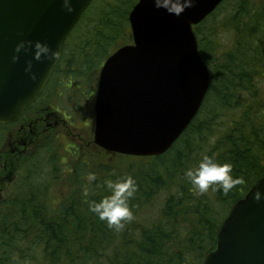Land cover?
Segmentation results:
<instances>
[{
  "label": "trees",
  "instance_id": "16d2710c",
  "mask_svg": "<svg viewBox=\"0 0 264 264\" xmlns=\"http://www.w3.org/2000/svg\"><path fill=\"white\" fill-rule=\"evenodd\" d=\"M136 1H91L63 44L46 94L64 83L90 87L93 68L98 71L111 52L131 42L128 14ZM194 32L210 83L197 115L171 148L95 163L82 150L63 152L53 135L32 143L15 159L0 205V264H200L216 247L232 204L264 173V0H224ZM75 89H53L49 100L61 104L69 94L78 106ZM204 153L231 163L234 177L244 182L227 196L211 188L197 194L183 174ZM89 172L97 177L91 184ZM125 175L138 184L130 201L135 219L116 232L88 211L86 200L108 194L105 179Z\"/></svg>",
  "mask_w": 264,
  "mask_h": 264
},
{
  "label": "water",
  "instance_id": "95a60500",
  "mask_svg": "<svg viewBox=\"0 0 264 264\" xmlns=\"http://www.w3.org/2000/svg\"><path fill=\"white\" fill-rule=\"evenodd\" d=\"M92 0H74L68 13L62 0H0V124L17 121L41 94L63 43ZM224 0H196L180 16L137 0L128 14L132 42L109 54L98 73L93 143L129 156L161 155L197 115L210 83L194 26ZM21 40L46 42L59 58L35 60L32 48L11 60ZM32 61L33 81L24 71ZM264 173L236 200L221 223L216 247L201 264H264Z\"/></svg>",
  "mask_w": 264,
  "mask_h": 264
},
{
  "label": "clouds",
  "instance_id": "9594fccd",
  "mask_svg": "<svg viewBox=\"0 0 264 264\" xmlns=\"http://www.w3.org/2000/svg\"><path fill=\"white\" fill-rule=\"evenodd\" d=\"M196 0H154L156 8H163L169 14L180 16L186 9L195 6ZM62 7L68 13L75 11L74 0H62ZM34 48V59H47L52 61L59 58V51L52 49L46 42L36 40H21L16 44L14 54L11 57L13 63L20 60V53L27 52ZM31 60L26 62L24 71L30 79L36 81L38 74L32 71ZM184 178L191 184L192 190L199 195L206 194L211 188L213 191H220L227 196L238 184L244 181L242 178L234 177L233 165L229 162H221L216 159L215 154L201 155L198 163L184 171ZM89 184L97 180L96 174L89 172L86 177ZM104 186L108 194L99 200H86L88 211L96 216L100 221L105 222L109 229L121 232L126 224L134 219V213L130 206V201L138 191V184L131 175H125L116 180L105 179ZM84 196H88L87 190ZM253 200L259 204L264 202V191L257 189L253 195Z\"/></svg>",
  "mask_w": 264,
  "mask_h": 264
},
{
  "label": "rangeland",
  "instance_id": "374dc122",
  "mask_svg": "<svg viewBox=\"0 0 264 264\" xmlns=\"http://www.w3.org/2000/svg\"><path fill=\"white\" fill-rule=\"evenodd\" d=\"M98 67H94L92 70V73L90 74V87L88 85H76L74 83H70L71 86L79 87L80 89H75L73 93L76 95H79V105H76V102L73 101V97H70V95H64L60 99L61 104H59V109L63 112H67L71 116V120L74 123V125L77 127L72 128L70 127L69 130L74 132V134L78 135L80 137L79 139L72 140V136L69 135V137L63 136L62 139H59V142L64 146L62 151L65 153H70L66 147L70 148V144L72 143L77 149L84 151V154L90 158V155H94L95 163H103L105 160H108L109 162L111 159L116 158L120 159L117 156L118 154H112L105 153L103 150L97 148L92 140H93V130H94V112H93V103H94V95H95V74L97 77ZM97 72V73H96ZM69 86V84H63V88H72ZM71 90H68L70 92ZM76 105V106H75ZM68 107L71 108V112L66 109ZM10 129L4 132L2 135H0V205L5 200V197L7 198L8 193V183L10 180L14 178L15 170H16V163L15 159L21 158L23 154L20 155H12L11 153V147L9 145L10 143ZM72 137V138H71ZM76 143V144H75ZM9 154L10 159L12 160H6L5 155ZM131 157V156H130ZM92 159V158H91ZM122 162H126L129 159L126 157H121ZM107 161V162H108ZM67 163V162H66ZM55 164L58 165V161H55ZM61 165V164H60ZM62 190H66V186L62 183L61 187Z\"/></svg>",
  "mask_w": 264,
  "mask_h": 264
},
{
  "label": "flooded vegetation",
  "instance_id": "af4514ba",
  "mask_svg": "<svg viewBox=\"0 0 264 264\" xmlns=\"http://www.w3.org/2000/svg\"><path fill=\"white\" fill-rule=\"evenodd\" d=\"M55 88L59 91L62 90V87L60 89L57 85L53 88L54 91H56ZM45 89L40 97L25 110L19 120L8 125H0L6 127L3 133L10 129L9 145L14 156L25 154L30 150L29 147L32 143L37 144L42 138H48L52 135L58 139L71 135L73 137H71V141L75 142L74 139L76 138L80 140L78 135L69 130L70 127L77 128L72 122L70 114L65 111L62 112L56 101L49 100L53 89L49 94L45 93ZM70 145V148L77 149L72 143Z\"/></svg>",
  "mask_w": 264,
  "mask_h": 264
}]
</instances>
